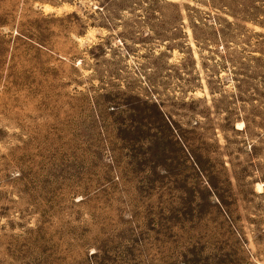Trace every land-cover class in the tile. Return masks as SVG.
<instances>
[{
	"label": "rangeland",
	"instance_id": "1",
	"mask_svg": "<svg viewBox=\"0 0 264 264\" xmlns=\"http://www.w3.org/2000/svg\"><path fill=\"white\" fill-rule=\"evenodd\" d=\"M0 264H264V0H0Z\"/></svg>",
	"mask_w": 264,
	"mask_h": 264
}]
</instances>
